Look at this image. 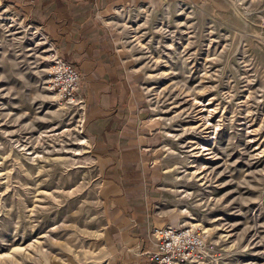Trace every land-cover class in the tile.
Returning <instances> with one entry per match:
<instances>
[{"label": "rangeland", "instance_id": "rangeland-1", "mask_svg": "<svg viewBox=\"0 0 264 264\" xmlns=\"http://www.w3.org/2000/svg\"><path fill=\"white\" fill-rule=\"evenodd\" d=\"M99 23L142 112V178L122 191L83 96L48 85L46 32L0 0V264H124L136 247L149 264L154 229L190 225L210 243L191 264H264V0H114Z\"/></svg>", "mask_w": 264, "mask_h": 264}, {"label": "crops", "instance_id": "crops-1", "mask_svg": "<svg viewBox=\"0 0 264 264\" xmlns=\"http://www.w3.org/2000/svg\"><path fill=\"white\" fill-rule=\"evenodd\" d=\"M1 1L28 13L37 29L46 32L52 51L78 70L79 92L88 107V128L108 164L105 175L114 182L115 189L127 190L125 185L142 178L138 131L142 112L135 105L137 99L126 68L99 23L100 15L114 0ZM115 221L112 227L121 232L123 222L118 218ZM130 229L122 233L127 244L135 242L132 237L136 235ZM125 253L131 260L124 264H144L146 252L136 247Z\"/></svg>", "mask_w": 264, "mask_h": 264}, {"label": "built area", "instance_id": "built-area-1", "mask_svg": "<svg viewBox=\"0 0 264 264\" xmlns=\"http://www.w3.org/2000/svg\"><path fill=\"white\" fill-rule=\"evenodd\" d=\"M49 61L52 92L66 104L83 105L79 94L80 73L78 70L51 51ZM155 248L149 254V264H191L200 260L210 243L207 235L194 226H165L153 230Z\"/></svg>", "mask_w": 264, "mask_h": 264}, {"label": "bare ground", "instance_id": "bare-ground-1", "mask_svg": "<svg viewBox=\"0 0 264 264\" xmlns=\"http://www.w3.org/2000/svg\"><path fill=\"white\" fill-rule=\"evenodd\" d=\"M195 226V225H194ZM206 232V231H205Z\"/></svg>", "mask_w": 264, "mask_h": 264}]
</instances>
